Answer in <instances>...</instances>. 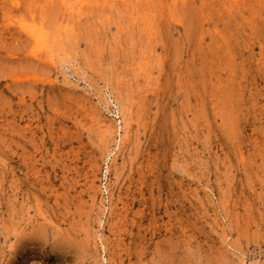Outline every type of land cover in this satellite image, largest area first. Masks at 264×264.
<instances>
[{
  "label": "rangeland",
  "instance_id": "374dc122",
  "mask_svg": "<svg viewBox=\"0 0 264 264\" xmlns=\"http://www.w3.org/2000/svg\"><path fill=\"white\" fill-rule=\"evenodd\" d=\"M0 264H264V0H0Z\"/></svg>",
  "mask_w": 264,
  "mask_h": 264
},
{
  "label": "bare ground",
  "instance_id": "6f19581e",
  "mask_svg": "<svg viewBox=\"0 0 264 264\" xmlns=\"http://www.w3.org/2000/svg\"><path fill=\"white\" fill-rule=\"evenodd\" d=\"M42 25V24H41ZM41 26L39 25V28ZM28 29V28H27ZM37 30V29H36ZM36 30H34L33 28H29L28 31L26 30L27 34L32 37L33 39L37 40V39H41L42 37H46V36H43L41 32H36ZM41 30V29H40ZM46 30V29H45ZM45 33V32H43ZM47 34V33H46Z\"/></svg>",
  "mask_w": 264,
  "mask_h": 264
}]
</instances>
